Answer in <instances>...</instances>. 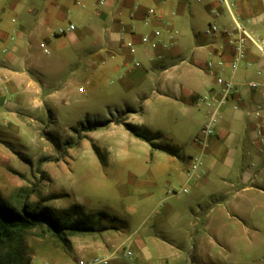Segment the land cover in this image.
<instances>
[{
    "label": "crops",
    "instance_id": "obj_1",
    "mask_svg": "<svg viewBox=\"0 0 264 264\" xmlns=\"http://www.w3.org/2000/svg\"><path fill=\"white\" fill-rule=\"evenodd\" d=\"M18 1L13 0L5 6L0 0V115L17 117L47 108L50 104L55 105L58 97L70 96L81 101L96 92H105L119 102L116 104L117 117L104 120L108 122L100 127L103 131L92 140L101 138L107 153L117 154L126 147L121 145L126 139V143L140 150L146 163L152 160L154 165V161L160 158L172 162L174 168L185 176L183 187L188 185L194 205L199 206L220 193L228 196L225 206L217 204L219 210L223 207L219 215L212 214L216 209L210 208L204 216H197L198 224L203 228L202 240L215 242L233 234L250 239L261 236L264 232V143L254 140L253 109L257 104L264 107L263 92L242 86V107L237 111L232 110L230 104L227 109L223 108L215 134L206 138L205 145L195 142V137L191 143L192 152L174 145L179 150V156L152 148L150 143L134 135L124 124L132 123L150 132L158 131L156 124L171 123L168 122L172 120L171 109L180 105L186 116L171 124H177L181 129L194 125V118L187 109L194 105L198 107L196 98L214 87L216 73L221 71L225 77L230 76L229 64L234 53L233 46L227 43L224 35L219 32L206 34V28L213 22L220 30L229 28L233 25V16L254 37L264 40V0H227L229 10L219 0H104L102 4L98 0L94 13L100 21L96 27L102 26L105 40L100 45L96 43L93 50L84 48L82 33L75 26L73 30H68L67 25L58 26L66 18L61 10L64 5L59 7V0H48L40 10L25 8ZM70 1L78 6L85 5L80 0ZM186 14H190L189 23ZM202 20L204 30L198 26ZM163 25H166V34L161 31ZM60 30L64 32L60 33ZM155 30L160 32L158 37L153 34ZM189 35L194 41L191 48L188 46ZM42 37L50 42V48L41 40ZM50 37L56 42L63 41L53 44ZM144 37H147L146 41ZM36 40H39L37 45ZM183 45L187 46L182 49ZM247 50V60L253 64L250 67L241 64L233 79L238 84L247 81L264 84V77L256 74L258 52L249 42ZM185 51L189 52L188 58L182 56ZM75 52L84 56V70L60 79V75L67 72ZM219 58L224 64L222 68L215 64ZM175 59H180V62L173 64ZM209 61L214 62L212 68L208 66ZM195 72L208 76L210 82ZM153 74L163 76L152 82ZM140 99L144 107L141 114V110L130 108ZM160 102L168 106L160 109ZM147 109L154 113L151 120L146 118ZM206 112L204 107L203 119H206ZM203 121L198 124V133ZM3 124H6L5 121ZM98 129L89 131L94 134ZM192 156L207 160L209 167L219 156L223 165L233 171L214 177L205 164L200 179L191 182L185 169ZM93 158L98 167L99 164H108L102 156L94 155ZM244 158L250 159V168L235 171L236 163ZM179 161L184 163L182 170ZM150 169L156 170V166ZM129 175L132 179L136 178L132 173ZM200 211L203 212V209ZM173 212L170 208L167 214ZM245 218L250 221L248 224L242 222ZM226 225L235 230L226 232ZM102 229L107 230L106 227ZM97 231L99 228L95 229V234ZM92 233L71 235L73 254L80 255L74 257L76 262L105 251L98 240L94 241L98 235L91 236ZM106 233L113 234L111 231ZM132 238L136 243H143L139 233Z\"/></svg>",
    "mask_w": 264,
    "mask_h": 264
},
{
    "label": "rangeland",
    "instance_id": "obj_2",
    "mask_svg": "<svg viewBox=\"0 0 264 264\" xmlns=\"http://www.w3.org/2000/svg\"><path fill=\"white\" fill-rule=\"evenodd\" d=\"M3 1L5 6L13 2ZM47 1L18 2L25 8L40 10ZM80 1L85 4L84 7L70 0L58 1L59 7L64 5L61 10L66 15L65 21L58 26L72 23L82 33L84 48L93 50L96 43L100 45L105 40L102 26L96 27L100 21L94 13L98 0ZM185 17L189 23L190 14ZM203 24V20L198 24L202 30ZM161 31L166 34V25L161 27ZM188 38L191 48L193 37L189 35ZM50 39L53 44L63 41ZM41 40L50 48L47 39L42 37ZM38 42L36 40V45ZM186 46L183 45L182 49ZM182 56L188 58L189 52L185 51ZM180 59L172 63L178 64ZM83 60L84 56L75 52L67 72L64 71L60 79L83 71ZM195 73L210 82L208 76ZM162 76L153 74L152 82ZM142 102L140 99L130 108L141 110V114L144 110ZM117 103L105 92H96L81 101L70 96L58 97L55 105L50 104L47 108L17 117L0 115V199L18 210L22 207L30 210L48 208L56 218L66 223L74 222L75 216H67L65 209L73 205L81 206L86 225L99 228L96 234L95 230L90 231L93 232L91 236L98 235L94 241L98 240L105 248V251L86 257V260L107 257V264H262L264 232L253 239L234 234L215 242L200 238L203 228L198 224L197 216H204L210 208L216 209L212 214L219 215L223 207L219 210L217 204L225 206L228 196L220 193L202 202L201 207L194 205L189 189L187 193L178 192L177 195L168 193L172 189L179 191L185 180L182 171L176 170L172 162L160 158L154 161V165L152 160L146 163L140 150L126 143V139L121 143L126 147L117 154L107 153L101 138L92 140L98 138L103 128L99 127L91 134L89 127L95 121L117 117ZM158 105L160 109L168 106L164 102ZM171 110L172 120L168 122H178L186 116L180 105L173 106ZM187 110L194 118V125L181 129L177 124L157 123L158 131L152 133L159 135L158 143L170 147L178 145L186 152L193 151L191 143L198 133V124L205 120L202 117L204 107L194 105ZM153 115L152 110H146L147 120H151ZM94 155L104 157L108 164H99L98 167L93 161ZM202 162V167H209L207 160L202 159ZM178 163L181 169L184 163ZM152 166H156V170L150 169ZM236 167L235 171L250 168V159L244 158L236 163ZM209 171L217 177L220 173L233 170L223 165L218 156ZM131 173L136 176L135 179L130 177ZM170 208L174 212L168 215ZM242 222L248 224L250 221L245 218ZM105 227L107 230L102 229ZM225 230L233 232L235 229L226 225ZM137 233L143 238L142 244L132 238ZM71 235L66 230L63 238H59L44 226L28 230L21 240L0 244V264H76L74 257L80 255L73 254ZM127 249L132 251L131 257L123 255Z\"/></svg>",
    "mask_w": 264,
    "mask_h": 264
},
{
    "label": "built area",
    "instance_id": "obj_3",
    "mask_svg": "<svg viewBox=\"0 0 264 264\" xmlns=\"http://www.w3.org/2000/svg\"><path fill=\"white\" fill-rule=\"evenodd\" d=\"M221 1L229 10V3L227 0ZM104 0H99L102 4ZM233 25L229 28L219 29L216 23H210L205 30L206 34H214L216 32L221 33L226 38L229 45L233 46L234 53L232 55L229 68L230 76L225 77L220 71L215 74V85L213 88L209 89L206 93L199 95L195 103L206 108V119L202 124L198 135L195 136L194 141L202 145L206 144V138L215 134L216 126L221 118L222 110L224 107L230 104L231 109L234 111L239 110L243 105V97L241 95L242 86L247 87L251 91H260L264 93V84L256 81H247L243 84H238L233 79V74L239 68L241 64L246 67H250L253 63L247 60L248 50L247 42L251 43L258 52V65L256 67V74L264 77V40H260L254 37L239 21H237L232 16ZM74 25L69 24L68 30H73ZM63 33L64 30H60ZM154 36L158 37L160 32L158 30L154 31ZM144 41L147 37L143 38ZM216 66L219 68L223 67L222 59H218L215 62ZM257 62L255 63V65ZM214 62L209 61L208 66L212 68ZM255 118L254 127V140L260 144L264 143V107L260 104L254 106L253 109ZM202 159L200 156H192L187 161V166L185 169V174L188 180H198L202 174ZM187 187H181V189L170 190V193L176 194L178 192L187 193ZM124 256H132V251L125 250L123 252ZM108 260L105 258L94 257L90 260L79 259L77 264H107Z\"/></svg>",
    "mask_w": 264,
    "mask_h": 264
},
{
    "label": "trees",
    "instance_id": "obj_4",
    "mask_svg": "<svg viewBox=\"0 0 264 264\" xmlns=\"http://www.w3.org/2000/svg\"><path fill=\"white\" fill-rule=\"evenodd\" d=\"M108 121H95L89 129H96L103 127ZM124 126L137 137L150 143L152 148L163 150L169 154L179 156V150L175 147L156 143L159 135L150 132L147 128L132 124L125 123ZM67 216L74 215L75 221L66 223L56 218L48 208L39 210H30L26 207L16 209L11 204H6L0 199V244L5 242L21 240L22 236L28 231L36 227H46L52 231L59 238H63L64 231L70 234L89 232L95 230L93 227L86 225V219L82 217V207L73 205L65 209ZM106 217H110L107 213H102ZM111 219L114 217H110ZM20 254H18L19 256Z\"/></svg>",
    "mask_w": 264,
    "mask_h": 264
}]
</instances>
